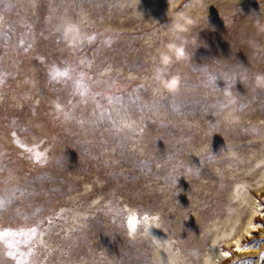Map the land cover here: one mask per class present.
I'll list each match as a JSON object with an SVG mask.
<instances>
[{"label":"rangeland","instance_id":"1","mask_svg":"<svg viewBox=\"0 0 264 264\" xmlns=\"http://www.w3.org/2000/svg\"><path fill=\"white\" fill-rule=\"evenodd\" d=\"M178 16L192 21L181 39ZM65 20L95 39L71 47ZM172 42L189 55L164 73L179 76L175 93L155 79ZM66 64L122 131L72 81H50ZM258 73L264 0H0V195L15 192L0 229L39 223V264H264ZM132 213L148 231L129 234ZM6 251L0 264H15Z\"/></svg>","mask_w":264,"mask_h":264},{"label":"snow or ice","instance_id":"2","mask_svg":"<svg viewBox=\"0 0 264 264\" xmlns=\"http://www.w3.org/2000/svg\"><path fill=\"white\" fill-rule=\"evenodd\" d=\"M76 24L82 23L80 22H73ZM56 31L61 33V38L65 39L64 35V21L57 25ZM87 40L88 43H91L95 37H87L85 38L83 35V30L79 27V31L75 33L69 41V45L73 48H77L80 46V44ZM81 63H84L81 61ZM206 71V70H205ZM49 79L52 82H60L63 80L65 83H68L69 81L73 82V92L72 95H78L81 98V103H87L89 99L93 101H97V97L102 95L101 93H92L88 81L91 80V77L87 75L86 72L83 70H77L76 66L68 65L66 64L63 67H57L52 66L49 70ZM94 82V81H93ZM228 86L231 87V77H229L228 80ZM143 87V86H141ZM105 99L108 101L109 104H112L113 101L117 103V105L122 104L123 98L121 96H112L109 95L105 97ZM136 100H139V97L136 98ZM136 101H133L135 103ZM59 108V104L57 105ZM96 109L99 112V118L101 121L104 120V118L107 116L112 123V126L116 128L117 131H122L123 129L117 124L115 120H112L111 118V111L110 110H104L100 103L96 102ZM66 118H74L71 111H67L64 113ZM93 115H96V112L93 113ZM130 119V117H129ZM82 122V121H80ZM96 121L93 120V123ZM125 127L131 128V124H126ZM142 130V129H141ZM44 159V156L42 154L36 155V162L39 163ZM21 195H25V192H21ZM15 196V192L0 195V212H2L9 204L12 202V198ZM149 220V217L147 215H144L141 220L137 219V216L135 213H132L128 215L127 218V229L129 231V234H135L137 231L138 226H140L144 231H148L144 225L147 224ZM43 230H40V225L37 223L35 226L29 227L27 229H21L20 231H16L12 228H6V229H0V244H2L6 249V255L13 259L15 261V264H39V260L36 257V249L33 245V241H36L38 245L46 247V245L43 244ZM19 237H26V240L24 241L25 249L21 250L19 248L18 240ZM37 237H40L41 239L37 240ZM161 246H163V242H161ZM165 264H167V259H165Z\"/></svg>","mask_w":264,"mask_h":264},{"label":"clouds","instance_id":"3","mask_svg":"<svg viewBox=\"0 0 264 264\" xmlns=\"http://www.w3.org/2000/svg\"><path fill=\"white\" fill-rule=\"evenodd\" d=\"M192 21L186 19L185 17L178 16L170 26L171 31L177 34L176 38L181 39L180 33L186 32L189 30ZM79 31V25L73 23L70 20L64 21V35L65 39H70L75 33ZM189 55L185 51L183 44L169 43L167 45V51L161 52L159 54V67L156 69L155 79L159 81L160 87L166 90L169 93H175L180 87V78L179 76H174L171 78H165L164 73H166L168 66L173 63V60L180 61L188 59ZM253 87L256 89L264 90V73H258L255 75L253 80ZM225 97L228 98V103H234V100L231 99L232 93L230 88L224 89Z\"/></svg>","mask_w":264,"mask_h":264},{"label":"bare ground","instance_id":"4","mask_svg":"<svg viewBox=\"0 0 264 264\" xmlns=\"http://www.w3.org/2000/svg\"><path fill=\"white\" fill-rule=\"evenodd\" d=\"M250 224V223H249ZM250 229V228H249ZM238 244V243H237Z\"/></svg>","mask_w":264,"mask_h":264}]
</instances>
